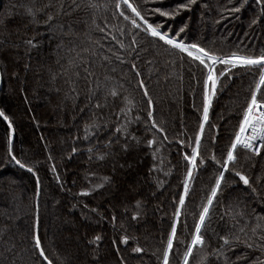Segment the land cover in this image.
I'll use <instances>...</instances> for the list:
<instances>
[{"label":"trees","instance_id":"1","mask_svg":"<svg viewBox=\"0 0 264 264\" xmlns=\"http://www.w3.org/2000/svg\"><path fill=\"white\" fill-rule=\"evenodd\" d=\"M117 2L0 0V110L11 121L0 117V264H47L35 247L36 233L52 264H163L174 223L169 262L182 264L259 72L216 66L217 74L229 71L219 77L181 206L191 166L185 154L191 155L203 120L202 66L143 27L132 28ZM131 2L150 22L171 34L183 27L180 39L221 57L264 50L261 0H196L173 18L151 10L186 0ZM236 7L239 12L231 11ZM49 14L53 19L44 23ZM236 155L202 228L205 242L189 264H201L205 255L203 264H264V251L233 240L245 238L241 228L251 236L258 223L257 236L264 232V148L257 155L238 147ZM137 247L142 251L134 252Z\"/></svg>","mask_w":264,"mask_h":264},{"label":"snow or ice","instance_id":"2","mask_svg":"<svg viewBox=\"0 0 264 264\" xmlns=\"http://www.w3.org/2000/svg\"><path fill=\"white\" fill-rule=\"evenodd\" d=\"M246 2V0H244ZM196 0H186L185 3H178L174 9H163L157 7L151 10L153 14H159L161 17L173 18L179 11L190 8L192 4H195ZM261 3L264 4V0H261ZM91 6L95 7V4ZM61 9L63 8V3L60 4ZM117 9H123L120 11V15L124 17L125 20L130 21L132 28L140 29L143 27L144 32H146L149 36L162 41L163 44L170 46L173 49H178L181 53H186L187 56L194 62H198L200 66H202L203 72V120L199 126V132L194 138V146L192 147L191 155L185 154V159L191 165L187 169L186 179L183 184L184 194L179 197V204L181 206L185 203V197L189 192V181L193 178V169L197 166V159L200 157V149H201V136L204 131V122H207L209 119V108L211 106L212 98L216 94L217 84L219 81V77L224 75V72L229 71L228 67H225L223 71H220L217 74V65H225L235 67H241L246 69L257 68L259 72V79L255 85V88L251 91L250 99L247 101V107L243 111V119L239 123L238 131L235 132L234 137L230 143V145L226 149V156L222 163L223 171H220L219 174L215 178V184L211 187L210 194L207 198V202L203 205L202 210L199 212V217L194 226V232L192 233V238L190 243L187 245L186 250L183 252V261L182 264H189V258L193 255V250L197 246H202L204 244V236L202 234V228L205 224L206 218L209 215L210 206L213 204L214 199L217 198L218 192L221 190L222 181L225 178V172L229 171V164L235 163L237 160L236 151L239 146H242L244 149H248L252 151L254 154L259 155L261 153V149L264 148V88L261 86L264 85V50H262L261 54L258 56L253 55H242L237 52H232L230 54L224 55L221 57L215 52L202 47L198 43H186L183 39H180L181 33L184 32V28H180L179 31H176L174 34H171V31H165L163 25L159 23H152L149 19L146 18L145 14L142 13L139 6L132 3L131 0H118L115 4ZM240 7H243V3L240 4ZM240 7H236L231 9V11L239 12ZM130 10V14L126 15V11ZM33 16L35 13L32 12L31 9L28 10ZM264 11V9H262ZM53 19L51 14L48 15L47 20L44 23H48ZM256 21L253 20V23ZM70 27V26H69ZM115 39V37H113ZM27 43L29 45H33L32 40H28ZM132 44H136V37H132ZM34 46V45H33ZM121 48H124L125 45L123 43L120 44ZM85 51H87L85 49ZM79 55V54H78ZM119 58V56L117 57ZM107 59V57H105ZM182 59V57H181ZM131 67L133 69L136 68L135 64H132ZM85 72H88L85 69ZM137 75L140 73L137 72ZM79 75V73H76ZM88 75H92V73H88ZM139 85L143 88L144 96H148V89L144 85V81L140 80ZM110 94L112 96H116L117 92L113 88L111 89ZM259 94V95H258ZM92 96H88V100H91ZM131 103V101H129ZM148 103L151 104V98L149 97ZM95 107L99 108L101 105L97 103ZM153 115L152 111L148 112V116L151 117ZM0 117H3L4 120L9 122L11 126V121L5 113L0 110ZM155 124V120L152 121ZM88 125L86 127H90ZM99 125H97L98 127ZM249 129L250 134H249ZM121 127L117 126L116 132H121ZM160 131H163L161 128ZM111 143V141L109 142ZM149 145L154 143L153 141L148 142ZM183 143V141H181ZM125 149H127V144L123 145ZM73 152L76 151L75 148L72 149ZM92 151V149H89ZM103 159V156L99 157ZM15 159V157H13ZM213 160H216L215 155L212 156ZM217 163H221V161H216ZM17 164L21 162L16 160ZM22 167H27V165H21ZM29 171H32L29 168ZM236 176L243 182L244 185L251 187V183L249 177L245 175L243 172L236 171ZM107 180L108 178L105 177ZM102 185H97L96 187H101ZM256 191L255 188L252 189ZM85 195L87 193H84ZM175 215L179 217L180 210L177 209ZM242 215V213H241ZM136 217L134 216L133 219ZM38 223V222H37ZM261 228V224H257L256 226L250 229L252 235L249 236L247 232H245L244 228L240 229V232L244 234L245 238L241 240L240 235H234L233 240L239 241L244 244L248 249L259 248L261 251H264V232H262L259 236H257V229ZM177 238V226L174 223L171 227V231L167 238L166 246L163 250V264H170L169 255L173 249L174 241ZM255 238V239H254ZM33 239L35 241V247L39 251V255L43 257L47 264H52V261L45 255V249L41 246V238L38 233L34 234ZM100 237H96V240H99ZM224 241L225 245H228L229 238L227 236L221 237ZM129 241V237L125 235L123 237V242L127 243ZM134 252L142 251L141 248L137 247L133 249ZM207 259V255L201 257V264ZM238 260L242 259V257H238ZM227 264V259H226Z\"/></svg>","mask_w":264,"mask_h":264},{"label":"water","instance_id":"3","mask_svg":"<svg viewBox=\"0 0 264 264\" xmlns=\"http://www.w3.org/2000/svg\"><path fill=\"white\" fill-rule=\"evenodd\" d=\"M1 84H2V77H1V73H0V87H1ZM11 135L13 136V129L11 128ZM12 136H11V139H12Z\"/></svg>","mask_w":264,"mask_h":264},{"label":"rangeland","instance_id":"4","mask_svg":"<svg viewBox=\"0 0 264 264\" xmlns=\"http://www.w3.org/2000/svg\"><path fill=\"white\" fill-rule=\"evenodd\" d=\"M238 128H239V127H238ZM237 130H238V129H237ZM250 131H251V130L249 129V134H250ZM239 147H242V146H239Z\"/></svg>","mask_w":264,"mask_h":264},{"label":"built area","instance_id":"5","mask_svg":"<svg viewBox=\"0 0 264 264\" xmlns=\"http://www.w3.org/2000/svg\"><path fill=\"white\" fill-rule=\"evenodd\" d=\"M243 119V118H242ZM238 131V130H237Z\"/></svg>","mask_w":264,"mask_h":264}]
</instances>
